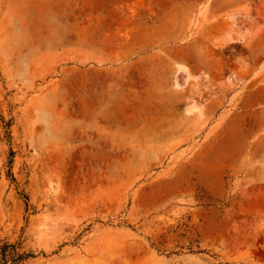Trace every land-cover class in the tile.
<instances>
[{"label":"rangeland","instance_id":"374dc122","mask_svg":"<svg viewBox=\"0 0 264 264\" xmlns=\"http://www.w3.org/2000/svg\"><path fill=\"white\" fill-rule=\"evenodd\" d=\"M264 264V0H0V264Z\"/></svg>","mask_w":264,"mask_h":264},{"label":"trees","instance_id":"16d2710c","mask_svg":"<svg viewBox=\"0 0 264 264\" xmlns=\"http://www.w3.org/2000/svg\"><path fill=\"white\" fill-rule=\"evenodd\" d=\"M9 249H12V258L14 261V264H18V261L21 259L22 255L18 254V252L16 251V247L13 244H5L2 247V254L3 256H6L7 251Z\"/></svg>","mask_w":264,"mask_h":264}]
</instances>
